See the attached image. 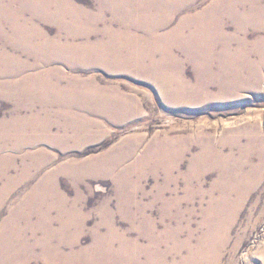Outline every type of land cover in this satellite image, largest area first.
<instances>
[{"label":"rangeland","instance_id":"374dc122","mask_svg":"<svg viewBox=\"0 0 264 264\" xmlns=\"http://www.w3.org/2000/svg\"><path fill=\"white\" fill-rule=\"evenodd\" d=\"M252 169L218 264H264V0H0V264L174 263Z\"/></svg>","mask_w":264,"mask_h":264},{"label":"bare ground","instance_id":"6f19581e","mask_svg":"<svg viewBox=\"0 0 264 264\" xmlns=\"http://www.w3.org/2000/svg\"><path fill=\"white\" fill-rule=\"evenodd\" d=\"M15 33H18L20 35V37L22 38V41L24 43H27V45H29L32 42V40L25 41V38L22 36L25 33H28V35H31L29 33V31L28 32H25L23 30H20V31H15ZM125 35H127V34H125ZM200 39L201 38H199V41H200ZM193 40H194V38H193ZM44 42H47V41L45 40ZM199 43L202 44V42H199ZM201 44L196 43V45L193 44V46L190 47L185 42H183V44L181 46L190 55L189 58L190 59H193L195 61L196 65H197V67L200 70H202L201 72H207L209 70V67H210V65H208L207 63H209V58L212 57V53H210L209 56H207V54L204 51V49L207 48V45H201ZM219 46H221V45H219ZM43 48L45 49V47H43ZM6 64H5V66H6ZM151 64H152V62H151ZM148 68H149V72H152L155 67L154 66H150ZM4 70H6V69H4ZM12 71H14V70H12ZM129 112L130 111H128V113ZM131 112H132V110H131ZM255 173H257V171L254 170V169H252L249 172L244 173L240 179H238V178H229V177H225V176L224 177H221V181L218 184H215L214 185L215 187L213 189V191L216 190V189L219 190L220 191V195L217 198H212V201H211L212 202V206H211L209 212H207L206 218L202 221L203 222L202 223V227H198L199 229H201V228L203 229L202 234L199 237H196V239L194 240V244L193 245H191V244L190 245H187V243H185V241H183V239H179L178 242H176V244H174L172 246L173 247V250H175V254L178 255V261H176L174 263H171V264H218L219 263V255H220L221 248L223 247L224 243L227 241L228 234L230 233L231 226H232V224L234 222L235 213L238 210V207L240 205V199H241L240 198V195H242V191L239 189V185L241 184L243 187H245L247 185L246 183L249 181V179L250 178L253 179V175ZM233 192H237V194H235L237 196V198H235V199L231 198V196H230V194L233 193ZM116 236H115L116 239L119 240V241H117L118 250H119V252L117 254L118 255H120V254H122V255H129L128 258H130L131 252H134L135 251L134 250V247L136 248V245L134 243V240L135 239L129 240V239L125 238V236L124 237L121 236V235L120 236L119 235H116ZM188 239H190V238H188ZM112 240H113V238L110 239V243H106L105 239L99 238V237H95L94 240H93V244H95V247L96 246H99L102 250L108 251V250H111L113 248ZM146 242L148 243V241H146ZM109 246H110L111 249H107V247H109ZM43 248H45V247H43ZM112 250H114V249H112ZM86 256H87V254H86ZM18 257H20V256H18ZM134 258L137 259V256L136 255L135 256L133 255L130 258V260H129V263L130 264H133V263L136 262ZM151 260H154V259H151ZM78 261H80V260H78ZM157 261L160 264H168V262L165 261V258L164 257H162V259H158ZM17 262H18L17 264H30L31 263V261H30V263H28V262H23V260L21 261L22 263L20 262V260L17 261ZM103 262H105V264H111L109 261L107 262V261L104 260ZM98 263H100V260L98 261V259H96V258L95 259H91L90 258V260L88 259V261L85 260L83 264H98ZM12 264H14V263H12ZM112 264H115V263L112 262Z\"/></svg>","mask_w":264,"mask_h":264}]
</instances>
